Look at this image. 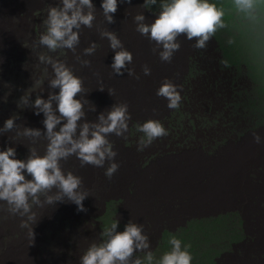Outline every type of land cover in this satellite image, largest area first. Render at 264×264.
<instances>
[{
  "label": "rangeland",
  "instance_id": "obj_1",
  "mask_svg": "<svg viewBox=\"0 0 264 264\" xmlns=\"http://www.w3.org/2000/svg\"><path fill=\"white\" fill-rule=\"evenodd\" d=\"M58 2L59 0H0V127H3L4 122L13 114H18L20 116V119L16 121L18 124L23 123L26 127L44 130L42 124V120L44 119L43 114L41 113L37 116L32 109H19L16 102L25 91H27L26 94L32 95L31 99L34 101L36 95L43 88L45 91L42 92L41 95L44 99H47L49 91L47 80L51 75V68L41 64L36 54L32 53L31 49L33 41L45 30L43 21L47 17L49 5L56 6ZM211 2L225 8V16L223 19L227 27L217 31L216 35L208 42L205 49H196L192 47L195 42L194 40L192 41L193 43L190 42L187 44L190 47L189 50H186V52L184 50L179 51L175 54V57L181 55L179 58L185 55L183 61L178 63L176 68L170 69L167 67L165 71L159 73L160 71L157 72L159 70L157 67L159 68L162 61L158 52H153L155 44L153 42L151 43L148 38L135 30L136 24L133 21V17L136 14H144L146 22L151 23L155 19L154 12L159 10L158 6H153V9L148 10L141 7L144 0H131V4L120 3V0H118L117 11L124 18L121 20V17H117L118 12H116L117 15L114 14V25H105L101 13L102 0H93V4L97 9V19L94 22V27L96 29L97 26L108 27L110 31H115L117 33L122 32L121 34H124L122 24H125V28L132 29L130 37H133V44L130 46L132 48L130 52L133 55V61L130 67L136 70V74L138 72L137 75L140 76L139 80L134 76L130 77L128 74L126 75L127 72H125L123 76L114 75L110 68L111 64L114 62V51H111L106 39L101 40L94 35H87L85 33L87 29H83L81 33V44L79 48L82 50L91 42L98 41L95 54L85 57L91 61V67L82 68L75 62L69 50H58L56 53L47 54L53 55L56 59L66 61L67 64L73 68L74 74L83 80L87 94L82 97V99H87L89 101V103L85 104L88 120L94 121L101 112L107 111V109H110L115 103L128 104L130 101L134 100L132 101V107L128 108L132 121H129V132L126 134L127 139H123L121 142L128 146H130L129 144L131 142L133 144L136 143L135 148L137 149L140 134L135 136L136 125L142 124L149 119L159 120L160 122L169 123V125L171 123L175 134H177L179 138L174 139L175 143H170L168 140L166 141L165 139L161 140L158 138L151 144V150L154 149L156 154L159 152L160 154H164L174 151V148H177L178 151L180 150L181 152L185 146H189L192 150L194 147L196 149L193 150L194 158L196 161H200V153L217 151L219 147L226 145L232 137L235 142L242 145V141L245 140L243 137L244 134L251 133L255 130H264V102L260 101L259 98L262 95L260 96L257 94V92L260 91L258 83L250 76V65L254 64L258 59L264 60V43L260 40L264 37V16H261V19H259V14L256 12V19L249 20L244 18L242 22L240 21L241 18L237 16H242L244 14L235 12L237 15L234 14L233 17L231 16L232 18L229 17V15L233 13L234 7H227L229 6L228 3L223 4L222 0H211ZM227 9L230 10L227 12ZM128 17H130V19ZM183 37L181 36V39L179 37L178 42L185 43L184 40H186V37ZM84 38L88 40V43L83 46ZM246 38H248V40H246ZM230 39L233 41L231 44L228 43ZM243 42H245L246 45L239 44ZM38 51L47 52L46 49H39ZM222 60H227L229 62L227 67L221 63ZM144 65H147L151 69V74L147 75V77L143 74L142 68ZM97 72L100 76L95 75ZM90 75L93 76V80H89ZM33 79L40 80L41 83L33 86ZM166 79L177 85L182 96L181 106L178 110L169 109L167 107L168 102L164 98L159 97L160 100L157 101L156 99L158 98H151L150 96L151 93H157L158 88ZM100 80L103 82L102 85L106 87V90H104L105 93L104 91H99L94 85V83H97V87L101 86ZM109 88L114 90L115 94L113 96L109 94ZM189 90H191V93L187 95ZM56 91L58 92L59 89H56ZM100 92L103 94H99ZM76 99H80L79 94ZM133 102H135V107H133ZM158 102L159 104L160 102L163 104L158 109H166V112L159 114L156 111ZM93 106L96 107V111H88V109ZM157 113L159 115H157ZM157 117H162V119H158ZM254 121L258 123L257 126L261 129H255ZM209 125L210 128H208ZM223 125H225V127H223ZM230 129L232 132H230ZM230 133L232 134L231 136ZM111 138L114 139L113 141L117 139L115 135L109 137L110 140H112ZM26 143L27 142L23 140L13 143L9 140L8 134L0 136V150L14 147L17 153L15 158L17 159L27 158L29 150L24 145ZM44 143L45 142L41 141L36 145L41 153H43L44 150ZM254 144L259 147V144ZM113 145L119 148L116 143ZM251 148L252 146L250 145L249 147L246 146L244 149L246 158H244L243 161H247V164L254 163L253 159L255 157V152L253 149L251 150ZM217 155L225 154L221 153ZM250 155L252 159L249 158ZM147 156L148 155H145V157ZM247 158L251 160L249 161ZM215 159L219 166L215 165L214 170H225V158ZM133 160L137 164L142 163L137 157ZM62 167L65 172L72 171L75 175L81 177L84 183L86 181L85 184H87V187H83V189L88 193H100L99 187L103 180L96 175H84V173L87 174L90 172L96 174L100 168L91 165L81 167L80 161L75 156L70 157L67 161H62ZM96 168L98 169L96 170ZM91 169H94L96 172ZM27 178L31 179L30 176H27ZM106 181H109V179L104 176V182ZM131 185L127 177V183L122 184L121 191L126 193ZM245 190L250 191V186L246 187ZM95 200L96 199H93L91 195L90 198L84 200V206L86 207V204L89 205V203L90 205H94ZM97 205L101 204L97 203ZM75 206V204L70 202H64L57 203L54 205V208L53 206H45L44 208L34 207L33 211L36 213L40 212V219L43 223L41 225H31L35 232V240L31 245L32 242L27 237V229H22L20 227V218L8 213L6 211L7 205L0 202V252L3 253L4 250L8 255L11 249L10 241L14 238L21 240L26 237L25 240L20 241V244H23V253L25 256L24 258H17L15 264H71L69 261L65 263L66 258L65 261L58 259V257L54 258L55 260L49 258V261L48 254L50 256L51 251L57 248V244L60 245V243H62L61 240L64 237L73 239V236H75L76 239L73 241L75 245L77 247L78 245L83 247L81 244L84 243L81 241V238L78 237V232L83 230H88L87 234L89 236H87V238L89 237L90 240L88 246L85 248L86 251L93 242H100V233L103 227L108 225L107 223H101V230H99V225H90L88 222H85L87 219L79 218L77 215H71L72 208H75ZM76 212L77 206L75 208V213ZM128 222L129 220L119 223L118 231H124L123 229H125V225ZM259 227L260 226L257 225L255 226V228ZM50 231L51 234H49ZM150 234H148L149 240L151 238ZM260 234L264 235V227L261 229ZM80 236L84 238L83 235ZM182 241L184 245L191 246L189 249L191 253L195 247L196 241H193V239L187 240L184 236H182ZM237 242L231 244V247H229L230 252L232 249L236 248V250H232V252L234 251L232 254L233 257L229 254L231 256L230 261L226 262V259L223 260L224 256H220L222 264H264V253L262 252L264 251V240ZM246 244L248 247L245 246ZM154 245V243L150 244V250L156 254L159 248L158 246L155 248ZM202 246L207 248L208 243H203ZM170 247L171 246L167 242L164 247L160 248L161 252L157 254L161 256L164 252L169 251ZM66 252L69 253L68 250H66ZM138 255L143 256V253H138ZM79 259V257L74 260L72 259V264H79Z\"/></svg>",
  "mask_w": 264,
  "mask_h": 264
},
{
  "label": "clouds",
  "instance_id": "obj_2",
  "mask_svg": "<svg viewBox=\"0 0 264 264\" xmlns=\"http://www.w3.org/2000/svg\"><path fill=\"white\" fill-rule=\"evenodd\" d=\"M260 2L233 0V7L238 13L244 14L245 18L254 20ZM120 3L131 4V0H120ZM153 6H158L159 10L154 12L155 19L151 23L146 22L144 14H136L133 21L136 31L154 42L153 52H158L162 62L170 63L174 53L180 49L179 37L194 40L193 47L196 49H205L217 31L227 27L223 19L224 8L211 0H159V3L158 0H144L141 5L148 10L153 9ZM101 8L103 23H115L118 0H102ZM96 11L93 0H59L56 6L49 5L47 17L43 21L45 30L33 41L31 49L41 64L51 68L47 80V99L41 95L45 91L43 88L34 101L32 95L25 91L16 102L19 109H32L37 116L42 113L44 130L18 124V114H13L0 127V136L8 134L13 143L21 140L27 142L24 144L29 150L26 159L15 158L17 153L14 147L0 150V202L7 205L8 213L20 218V227L27 229L31 245L35 240L31 225L37 224L34 207L44 208L70 202L77 206V212L87 211L83 202L89 193L83 189V180L72 171L65 172L62 161L75 156L81 167L92 165L105 168L107 164L104 175L109 180L120 167L115 162L117 152L113 150L114 145L109 137L115 135L127 139L131 120L128 105L115 103L107 111L101 112L94 121L88 120L85 104L89 101L82 99L87 94L83 80L74 74L73 68L66 61L47 54L69 50L82 68L91 67V61L85 57L95 54L97 43L91 42L82 50L79 46L83 29H93L95 26ZM97 32L100 39H106L109 48L115 52L114 62L110 66L112 73L123 76L127 72L128 76L139 80L140 76L135 70L128 67L133 61V55L124 48L117 33L108 27L98 26ZM228 43L233 41L230 39ZM39 49H46L47 52ZM221 63L227 67L229 62L222 60ZM143 74H151L147 65L143 66ZM95 75L99 76V73ZM40 83V80L33 79V86ZM99 90H105L102 81ZM108 92L111 96L115 94L113 89H108ZM78 94L80 99H76ZM156 94L167 100L169 109L180 108L182 96L177 85L170 80H164ZM88 111L95 112L96 107ZM257 125L255 123V129H261ZM135 134H140L137 145L139 152H143L158 138L170 143L179 138L171 123L169 125L153 119L136 125ZM253 140L260 144L261 136L253 133ZM41 141L45 142L43 153L36 146ZM118 224L116 220L103 227L100 242H93L86 249L79 264H192L193 256L189 251L191 246L182 245V241L175 235L168 239L170 250L156 258L150 250L143 224L129 221L124 231H117ZM138 253H143V256Z\"/></svg>",
  "mask_w": 264,
  "mask_h": 264
},
{
  "label": "bare ground",
  "instance_id": "obj_3",
  "mask_svg": "<svg viewBox=\"0 0 264 264\" xmlns=\"http://www.w3.org/2000/svg\"><path fill=\"white\" fill-rule=\"evenodd\" d=\"M118 15L117 17H121V20L124 18L119 12ZM128 18L130 19V17ZM122 27L124 28V34H121L122 32L116 33L118 38L122 41L124 48L130 52L132 51L130 46L133 44V37H130L132 29L125 28V24H122ZM85 33L87 35H94L96 38L100 39L95 27L93 29H87ZM94 42L97 43L98 41ZM184 42L185 43L179 42L181 47L174 53L170 63L161 62L159 68L157 67V69H159L157 72L160 71L159 73H161L165 71L167 67L170 69L176 68L177 64L183 61L185 55L179 58L181 55L175 57V54L183 50L186 52V50H189L190 48L187 44L190 42L193 43L187 39L184 40ZM87 43L88 40L84 38L83 46ZM111 51L113 52V50ZM113 54H115V52ZM130 66L131 65H128V67ZM92 75H90V79L88 78L89 80H93ZM94 85L97 89L101 87H97V83H94ZM105 88L106 87H104V89ZM99 94L103 93L100 92ZM150 96L151 98H158L156 99L157 101L160 100L156 93H151ZM132 101L127 104L128 108L132 107ZM134 105L135 102H133V107H135ZM161 105H163L162 102H160V104L159 102L157 103L156 111L159 114L166 112V109H158ZM158 113L157 115H159ZM158 119H162V117ZM223 127H225V125H223ZM208 128H210V125ZM230 132H232L231 129ZM253 133H257L261 136L259 147L254 144ZM231 135L232 134L230 133V136ZM243 137L245 140L242 141V145L235 142L232 137L230 138V141L227 140L228 142L226 145L219 147L217 151L200 153V161H196L194 158L193 150L195 148L193 147L192 150L188 145V147H183L181 152L180 150L178 151L177 148H174V151L172 152L164 154H160L159 152L156 154V151L153 148V150H151L152 145L147 147L143 152H139L135 148L136 143L133 144L131 142L129 144L130 146H128L121 142V140L124 139L122 137H117L116 141H113L114 139L111 138L112 140L110 141L113 144L116 143L117 147H119H114L113 149L117 152L115 162L120 165L118 171L113 175L111 180L106 182H104V171L107 164L105 165V168H100L96 174H93V172L87 174L84 173V175H96L103 180L99 187L100 193H89V196L86 199L90 198L92 195L93 199L95 198L96 200L94 205H90V203L89 205L86 204V212L75 213V206V208H72L71 215H77L79 218L87 219L85 222H88L90 225H99V230H101V223H107L110 225L116 220H118L119 223L129 220L137 224H143L144 234H146L148 238V234L154 231L150 234L151 238L149 243H154L155 248L158 246V252H161L160 248L166 245L170 236L175 235L181 241L182 236H184L187 240L193 239V241H196L195 247L191 252L193 256L192 264H222V260L220 259L221 255L224 256L223 260L226 259V262H228L231 260V256L234 252H232V250H236L235 248L230 252L229 247H231V244H235L237 241L264 240V235L260 234L261 229L264 227V130H255L251 133L244 134ZM250 145L252 146L251 150L253 149L255 152V157L253 159L254 163L247 164V161H243V159L246 158L244 149L246 146L249 147ZM221 153H224L225 155H217ZM145 155L148 156L145 157ZM136 157L142 161L141 164H137L133 160ZM215 158H225V170H214L215 165H218ZM249 158H251V155ZM94 169L91 170L95 171ZM97 169L98 168H96V170ZM127 177L132 185L126 193H123L121 188L123 183H127ZM85 183L83 182L84 188L87 187V184ZM248 186H250V191L245 190ZM97 203H100L101 205H97ZM40 217L41 214L38 212L37 225L43 223ZM256 225L260 227L255 228ZM87 231L83 230L78 232V237L81 238V241L84 243L81 244L83 247H80V245L77 247L75 245L73 242L76 239L75 236H73V239L70 237H64L61 240L62 243H60V245L57 244V248L51 251L50 256L48 254V260L50 261L49 258L54 259L58 257V259L65 261L66 258L65 263H68L69 261L72 264V259L80 258L85 252V248L88 246L90 240L89 237L87 238V236H89ZM49 234H51V231ZM80 235H83L84 238ZM25 238L26 237L21 240H25ZM21 240L14 238L10 241L11 249L9 250L8 255L4 250L3 253L0 252V264H15L17 258H24L23 244H20ZM203 243H208L207 248L202 246ZM182 244L184 245L183 241ZM247 244L245 246L248 247ZM64 249L68 250L69 253ZM262 252L264 253V251ZM157 253L154 255L156 258H159L160 255ZM229 254H231V256Z\"/></svg>",
  "mask_w": 264,
  "mask_h": 264
},
{
  "label": "trees",
  "instance_id": "obj_4",
  "mask_svg": "<svg viewBox=\"0 0 264 264\" xmlns=\"http://www.w3.org/2000/svg\"><path fill=\"white\" fill-rule=\"evenodd\" d=\"M222 2H223V4H225V3H228L229 4V6H227V7H233V0H222ZM225 9V8H224ZM230 9H227V12L229 11ZM232 11V10H231ZM233 13H231L230 15H229V17L230 18H232L233 17V15L235 14V12H237L236 10H235V8L233 9V11H232ZM257 14H259V19H261V16L263 17L264 16V0H261V2H260V4H259V6H258V9H257ZM235 15H237V14H235ZM232 16V17H231ZM237 17H240L241 18V20L240 21H244V18H245V16L244 15H239V16H237ZM236 17V18H237ZM246 40H248V38H246ZM260 40H262V42L264 43V37H262ZM240 45H246V43L245 42H243V43H239ZM237 45V44H236ZM238 46V45H237ZM250 69H251V71H250V76L253 78V80L256 82V83H258V85H259V89H260V91H258L257 92V94L258 95H262L261 97H259L260 98V101H262V102H264V60H260V59H258V60H256L255 62H254V64H251L250 65Z\"/></svg>",
  "mask_w": 264,
  "mask_h": 264
}]
</instances>
